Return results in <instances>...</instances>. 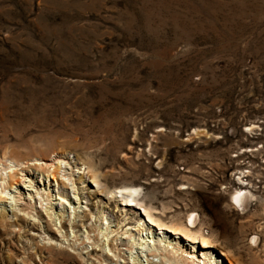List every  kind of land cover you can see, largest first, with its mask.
I'll return each instance as SVG.
<instances>
[{
	"label": "rangeland",
	"instance_id": "obj_1",
	"mask_svg": "<svg viewBox=\"0 0 264 264\" xmlns=\"http://www.w3.org/2000/svg\"><path fill=\"white\" fill-rule=\"evenodd\" d=\"M3 152L63 160L73 187L18 171L0 199V264H89L65 245L77 234L98 256L84 235L106 226L102 264H121L108 245L129 234L137 264L173 246L201 264H264V0H0ZM123 186L167 224L197 213L210 244L150 226L110 194ZM240 187L244 209L230 203ZM60 226L61 248H43Z\"/></svg>",
	"mask_w": 264,
	"mask_h": 264
},
{
	"label": "bare ground",
	"instance_id": "obj_2",
	"mask_svg": "<svg viewBox=\"0 0 264 264\" xmlns=\"http://www.w3.org/2000/svg\"><path fill=\"white\" fill-rule=\"evenodd\" d=\"M62 161L63 160H57L56 164H49V165H45L42 162H40L39 157L35 156V157H17L14 156L12 154H8L7 152H3L2 155L0 156V199H2V194L5 193L6 189L10 186H12L14 183L17 182H23L22 177L23 175H19L18 171L22 172L25 171V169H29L31 167L36 168V169H40L44 172H47L49 174V176H51V178L57 183L58 185V176L61 177V179L63 178L64 180H66L67 182H70L71 187H73V181L71 178V172L69 173H63L61 172V168H62ZM65 163L69 166V163H67L65 161ZM89 166V165H87ZM88 169V168H87ZM92 170V169H91ZM88 172H90V179L91 181L95 184L98 185V179H97V173L94 172L93 170L90 171L88 169ZM243 173V172H242ZM61 183H65L63 181H61ZM63 185V184H62ZM138 188L137 187H132V186H123L117 189H113L110 191V194L112 193H118L119 195L122 196V200L130 205H137L139 206V208L141 207L142 212L144 213V218L147 220L148 224L150 226H156L158 229H167L168 231L177 234V235H182L183 237L187 238V239H191L193 241H199L202 245H209L211 240L209 238V236L205 235L202 233L201 231V226L197 227V213L195 212H189L188 214H186V216L182 219V220H178V221H171L169 224L161 221L159 218L154 217L151 212L146 209L145 207H142L139 202H137L134 198V196L137 194ZM60 193L63 194V190L60 191ZM39 195L38 197V203H39V207L44 209V211L47 214V217L52 221V214L48 211L51 209V206H47L49 203V194L46 192L45 194L43 193H37ZM249 191H246L244 188L240 187L239 189H236L230 196V203L231 204H236L239 207H242V209H244V206L246 205L245 203L247 202V199L249 198ZM59 196H61L59 194ZM43 201H45L46 203H42ZM27 205V204H26ZM30 207H25L24 211H26L27 214H30L31 217L33 216L35 218V215L31 214V211L33 210L32 204H29ZM58 219L61 220V216L56 214ZM8 220V218H7ZM9 221V220H8ZM70 222V221H69ZM105 225H107V223H105ZM72 228V226H70ZM3 229V227H2ZM96 233H94L92 236H90L89 231H87L84 235V238L90 243L91 246H94V252L97 253L96 247H100L101 249V253H98L99 255H93L91 252L86 251V243L85 240H78L77 238V234L74 235V240H72L71 244H66L65 248H71L74 250H78L80 255L81 251L84 250V253H86V257L84 258L85 261H88L89 264H102V262L105 263H109V255L104 253V245L100 244V239L98 238L99 235L106 236L107 237V233H106V229L107 226L104 227V229L102 230L101 228H96ZM21 228L20 226L18 227V225L16 223H8V231L10 234L14 233L15 231L20 232ZM62 227H57L56 231H57V235L58 237H60V239H58V237L52 235H48L45 236L44 233H40L39 237L41 238V240L43 241L42 247L46 248V249H54V248H61V246L63 245V240H67V234L63 233L62 231ZM127 237H129L131 239L132 235L129 234ZM253 238H255V236H253ZM130 239H126V243L122 244L125 245L124 249H126L128 252H130L129 258L131 259L133 264H137L138 259L135 255H132V249H133V244L135 243L133 240ZM78 240V241H77ZM114 240V239H113ZM139 244H141V242H138ZM37 247V246H36ZM39 248V247H38ZM37 248V249H38ZM124 249L119 248V246L117 244H112V245H108V253L111 252L113 257L119 258L120 263L124 264L125 261V257H124ZM178 250H181L180 247L178 246H173V250L171 249H167L164 248V252L159 253L158 255L155 254V251H151L148 255H146V257L151 256V257H155L158 256V262L157 260H154L151 258L150 261H154V263H159V264H163V263H167V264H201V263H205L204 260L202 261H193V259H188V257L183 256L179 253H177ZM183 251V250H182ZM187 254H189L190 252H186ZM224 255H226L225 252H222ZM191 254V253H190ZM101 256H104V258L102 259ZM227 256V255H226ZM148 261V258H146ZM118 262L116 261L115 264H117ZM45 264H50V262L48 260L45 261Z\"/></svg>",
	"mask_w": 264,
	"mask_h": 264
}]
</instances>
